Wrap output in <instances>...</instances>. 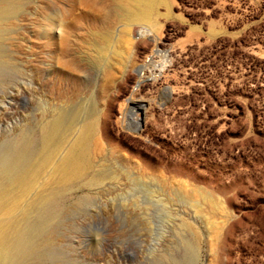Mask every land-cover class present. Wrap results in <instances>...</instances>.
<instances>
[{"label":"rangeland","instance_id":"obj_1","mask_svg":"<svg viewBox=\"0 0 264 264\" xmlns=\"http://www.w3.org/2000/svg\"><path fill=\"white\" fill-rule=\"evenodd\" d=\"M113 3L18 0L19 15L0 34L1 52L14 66L0 70V151L26 136L29 158L40 159L39 124L58 110L86 113L90 105L94 114L81 113L56 143L55 159L84 126L100 143L95 153L94 138L88 142L85 170L72 182L32 190L34 206L0 215L31 227L28 236L38 243L6 264H264V0H162L149 24L114 20L109 87L84 44V23L70 39V57L44 53V16L79 15L84 5L105 13ZM145 26L151 31L139 38ZM129 27L134 47L127 51L115 35ZM151 54L152 70L144 72L153 80L133 91L136 70ZM131 97L134 133L118 121ZM191 188L194 197L186 195ZM208 221L217 224V237L207 234Z\"/></svg>","mask_w":264,"mask_h":264},{"label":"bare ground","instance_id":"obj_2","mask_svg":"<svg viewBox=\"0 0 264 264\" xmlns=\"http://www.w3.org/2000/svg\"><path fill=\"white\" fill-rule=\"evenodd\" d=\"M113 1H114V3L112 5H109V9L108 10L106 9L107 11L105 13H103L102 11L94 10V8L92 9L88 5H84L83 7H84L85 11L79 15H75L73 13L74 16H72L70 13L67 12V14H70V15H68V16L66 15V17L64 16L65 14L58 15V14H53V13L50 15L44 16V22L41 25V32H40V38L43 41L42 46H43V49L45 51L44 53L46 55H48V57L50 54L54 56L56 53L61 54V55L64 54V56L70 57V54H71L70 53V39L75 36V33L78 30V27L81 25V23H84L87 27V36L84 39V44L86 43L88 46H92V49H94L93 52H95V55H94L95 57L93 58V60L95 62H97V64L99 63L98 67L100 69H102L101 74L104 77V81H105V82L103 81L104 85H105V87H109L110 84L112 83V81H114L112 71L110 72V70H109V69H111L110 67L112 66V64H110L111 66L109 65V58L110 57L107 56V53L110 52V51L108 52L110 42H112L111 40L114 39V38L112 39V32L110 31L111 27L109 25L114 20L115 21L117 20L119 23L120 22L129 23V22H138V21H139V23H142L140 21H145V23L147 22V24H149L148 22H150L152 20L151 18H152V14H153L152 13L153 7L155 5H157L159 2H162V0H112V2ZM17 3H18V0H17V2L14 0H0V34L1 35L6 30L9 33V30H8L7 24H6L7 21L10 20L11 18H15L16 16L19 15L18 13L16 14L15 12H14L15 14H13V10L16 11L14 8V5ZM19 5L23 6L22 4H19ZM18 8H19V6H18ZM71 11L72 10H70V12ZM21 13H25V12H21ZM5 16H8V18L4 19ZM9 17H11V18H9ZM113 24H114V22H113ZM135 26H139V24H137ZM130 30H131L130 27H129V30L121 29V30H119V34L115 35L116 36L115 44L122 43L123 47L125 46L127 51H129L128 49L131 50L132 47H134L133 46L134 39H133V42H130V39H131L130 34L132 33ZM150 31L151 30H149L148 26L142 27L140 30H138L139 38H143L144 36L148 35L150 33ZM118 45H120V44H118ZM120 47H121V45H120ZM123 47L120 49L122 50ZM112 48L113 47H111V49ZM116 48L117 49L113 48V52H111V53L114 55L121 54L120 50H118L119 48L118 47H116ZM124 50L125 49H123V51ZM127 54H128V52H127ZM154 54H156V53H154ZM73 57H74L73 59L77 61V54H76V56H73ZM111 58H112V56H111ZM47 60H45V61L47 62ZM49 60H48V62L52 63V61L56 60V59L52 60V58H51L52 61H49ZM121 60H122V58H121ZM122 61L124 62V60H122ZM11 62L12 61H10L8 56H6L5 54H3L1 52V48H0V70H2L3 67H5V69H6V67H9V68L14 67V66H12L13 62L12 63ZM117 63H119V61ZM117 63L115 62V64H117ZM152 63L153 62H152V54H151L148 57H146L144 64L141 65L139 68H137L136 73L138 76V80L136 81V84L133 88V91H137L139 88V85L141 83H143L145 81H152L153 80L152 79L153 78L152 73L149 77H146L145 72H144V69H146V68H149L150 72H151ZM59 64H60V66L69 65V63L66 61H64V63L59 61ZM160 65H157V66L155 65V66L160 68L161 70L164 69L163 68L164 66H160ZM48 66H50L52 68L51 72L55 71L56 68L54 65H48ZM48 66L46 68H48ZM93 66H95V65H93ZM113 66H115V65H113ZM118 67H119V65H118ZM121 72H122V70H121ZM66 79H68V77ZM165 89L166 88H164V90ZM131 103H133L132 97L129 98L128 100H126L125 104H123L121 106V108H120L121 115H120V118L118 121H119V123H121L123 129L132 131L134 133L137 122H134L133 114L131 113L132 110L129 109ZM133 111H134V109H133ZM94 112H95V109L92 105L89 106L86 113L82 112L80 107L75 108V110L71 109L69 111L61 109V110H58L56 113L50 115L51 117L46 118L44 122L39 124V126H40V152H41V158L40 159L36 158L37 160L33 161L32 159L29 158V156H28V146H29L28 143H29V141L27 142V140L25 138L26 136L23 137L22 134H21L22 137H20V140H19L18 147L13 148V149H8L5 151H0V215H3L4 213H6V214H8L7 216L9 217L10 214L12 213V210H16L19 207H21V210H25L27 204L28 205L30 203H32V205L34 204L33 203L34 199L31 200L33 196L30 195V197H29V194L32 190H34V193H37V192H39V190L47 188L48 186L50 187V185H53V184H56V186H57V184H61V185H62V183L66 184V182H69L71 180H74V178H77V176H79L85 170L84 165L87 163V158L85 159V161H83L82 158L84 157V155L88 151L87 150L88 149L87 148L88 142L90 144V141H92V139L94 138L93 142H92L94 144V146L92 149L94 150L95 153H98L99 149H100V148H98V147H100L99 141L97 139H95V137L92 138L91 130L88 126H84V127L79 128L77 130L76 137L65 148L63 153L57 159H55V154L57 152L56 147H58V146H56V143H58L59 140L62 137H64V135H66V133H69L71 131V129L73 128V126L77 124V119L80 117L81 113L82 114L85 113V115H89V114L92 115V114H94ZM144 112H145V110H144ZM128 115H130L131 118L127 122L126 119H127ZM105 123H106V121H105ZM105 123L103 126H105ZM91 124H92V121H91ZM93 127H95V126H92V129L94 130ZM95 128H97V127H95ZM90 151H89V153H90ZM99 157H102V156H99ZM89 160H88V162H89ZM91 163H92V161H91ZM90 164L88 163V165H90ZM46 168H49V169L47 171H45ZM103 169H105L107 171V168L103 167ZM105 170H103V171H105ZM86 171H87V169H86ZM42 174H44L43 179L41 180L40 183H37L38 180L40 179V177L42 176ZM107 177H109V176L107 175ZM119 177H117L116 174L115 175L111 174L109 179L110 180H117ZM92 178H94V177H92ZM86 185H88V184H86ZM97 186H98V184H97ZM50 191H52V190H50ZM48 193L49 192H47V194ZM195 194H198V192L196 191V189H193V188H191L190 192L188 191V193H186V195H188L190 197H192V196L194 197ZM202 194H200V192H199V195L202 196ZM34 197H36V195ZM36 200H39V199H36ZM46 200H47L46 197H43V202H42L43 205L46 204V202H47ZM210 200H212V199L210 198ZM190 201H191V199H190ZM213 203H214V201H213ZM191 204H192V202H191ZM40 206H42V205H40ZM200 208L201 207L198 206L196 203L193 204V209L195 211V214L198 215V217H199V215H201V214H198V213H201ZM217 208H218V205H217ZM26 211H25V213H26ZM219 213H220V211H219ZM206 216H207V214H206ZM208 216H209V214H208ZM200 217H202V216H200ZM209 218H210V216H209ZM11 219L9 218L8 220H0V260H1L2 264H6V261L9 258V256L11 257V255L13 256L14 254L17 255L18 259H20L22 257L23 252L25 251V248H24L25 245H30V249H32V250H36L38 247V243L35 241H32L30 235L28 236V232L30 231L31 227L21 226L23 223L20 225H17V222L14 223L15 221L12 222ZM27 219H28V217H27ZM44 221H45V218L42 217V222L44 223ZM30 222L31 221H29V223ZM26 223H27V221H26ZM206 226H207V223H206ZM51 229H52L51 226H46L44 228L45 233L44 232H41V233H44V234L47 233L48 235H50ZM217 230H218L217 224L215 222L208 221V229L206 228V231H207V234L209 235V237H211V236L217 237V235H216ZM43 241L44 240H42V242ZM17 243L19 246L16 248ZM187 246L191 250V247L189 246V244H187Z\"/></svg>","mask_w":264,"mask_h":264}]
</instances>
